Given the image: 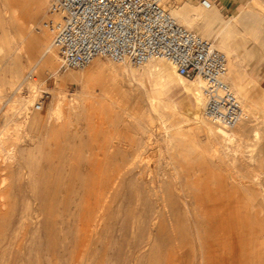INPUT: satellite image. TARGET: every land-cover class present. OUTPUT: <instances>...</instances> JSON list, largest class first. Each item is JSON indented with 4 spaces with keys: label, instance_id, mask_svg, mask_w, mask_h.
Returning <instances> with one entry per match:
<instances>
[{
    "label": "rangeland",
    "instance_id": "rangeland-1",
    "mask_svg": "<svg viewBox=\"0 0 264 264\" xmlns=\"http://www.w3.org/2000/svg\"><path fill=\"white\" fill-rule=\"evenodd\" d=\"M47 1V5L42 4L40 7L32 0H7L8 5L5 7L7 13L13 7L18 9L17 21L26 23L30 33L24 38L19 48L24 68V75L20 82L8 83L11 75L7 70L13 65V60L6 59L8 50H3L0 53V74L2 75L0 78L2 86L0 94V178L3 176L7 178L6 191L9 196V211L14 207L15 214L21 215L24 207L33 205L30 209L33 211L37 209L38 213L42 211V214L39 213L38 216L36 212V216L34 214L32 219L29 218L28 223L26 222L22 228L23 230H18L14 236L12 229L16 225L12 224L14 227L10 225V230L9 224L0 221V264H152L153 262V264H201L203 257L200 252V244L197 242L195 218L198 220L200 230L207 229L208 224L212 223L213 225L206 232L209 236L206 245L213 246L211 251L215 253V256L205 264H264V204L262 207L256 204L257 200H261L260 192L262 191L261 193L264 194V124L262 119L254 117L244 137L242 144L246 158L242 159L239 155L234 160V166L227 159L226 162L222 160L224 163L222 164L217 156L213 155V158L209 153L207 156L205 155L207 153L205 134L200 133L193 125L192 117L190 119L193 109L196 108V102L191 95L181 92L180 84L176 80L178 73L175 69L173 70L172 66L167 65V62L163 61L165 65L172 67L170 73L164 72V75L159 77L158 68L156 67L154 70L152 68L151 71L154 73L150 74L149 83L144 86L136 78L140 79L143 66L130 65L133 69L129 66L130 69L125 71L128 72L127 75L124 72L122 74L124 77H122L115 73L112 75L115 63L105 59L95 61L97 62L95 64H99L97 67L105 69L103 72L93 71L94 65L86 67L87 69H83L82 73H78L81 70L59 72V55L57 50L52 47V58H54L55 64H53V60H50L52 62L50 64L54 66L48 70L44 66V61L38 59L39 51L30 47L31 43H34L44 33L48 35L50 43L52 42L51 34L45 27L50 18L51 7L50 0ZM254 1L255 3H253ZM201 2L202 0H163L165 8L169 12L176 8L191 10L195 14L192 18L195 23L200 22L203 16L213 19L216 33L222 31L221 36L225 41V47L237 51L243 63L248 64L246 72L250 83L246 82V85L251 97L255 96L254 101L257 106L255 113L263 117L264 0H233L226 2L230 3L228 7H212L213 9H205ZM1 3L0 0V6ZM37 11H41L40 13L43 14H41V21L32 19ZM41 15L39 16L41 17ZM229 20L232 22L226 26L225 24ZM192 27V31L202 36L194 28V24ZM202 37L206 39L204 36ZM206 40L213 42L216 48L219 47L218 42L213 39ZM217 49L225 53L222 49ZM230 59L228 57L229 64ZM88 69H90L89 72ZM108 69H112V73H109ZM130 70H133V73ZM29 73H33V81L26 79ZM84 73L90 74L87 76L88 82L86 81L84 84L69 78L71 74ZM108 73L109 75H107ZM151 75L154 77L152 78ZM57 80L62 84L56 85ZM18 84L20 89L16 90ZM155 87L163 89L165 99L169 100L175 108V115L167 116L169 119L166 116L163 118L160 116V118V114H157L153 102L155 101L157 105L158 98L153 100L147 97V91ZM42 90L45 93L33 98L37 91ZM62 95L65 98H62L61 101L64 100L63 104H66V107L89 98L90 101L95 100L101 104L95 101L94 103L84 102V111L82 110L79 116L66 112L68 118L61 127H56L60 130L55 129L49 134L42 128L47 123L48 125L54 123V119L49 120L48 113L51 104ZM21 101L29 102H27L26 108H21ZM37 101L42 103L40 111L34 109V104ZM150 107H152V111ZM140 109L146 113H144V118L147 117L140 122L143 126H140L141 131L138 126H135L137 123L133 119L134 117L138 118ZM167 112V110L164 111V113ZM118 115L123 124L128 122L129 118H131L129 122L133 119L134 126L132 124L125 128L117 119ZM179 115L184 119L180 120ZM164 118L167 120H163ZM187 119L192 120L191 123ZM168 120L170 121L166 123ZM170 125L179 126L187 135L183 138H186L183 139L182 135L179 136L177 142L168 140L172 132L167 131ZM254 129L261 131L259 138H252L251 133ZM190 135L192 141L188 140ZM185 141H189L190 144L188 142L185 144ZM13 146L31 149L29 164H24L23 168L19 170L20 172L13 163H10V160H6V156ZM186 147L191 151L188 148L185 149ZM200 153L203 154L199 155ZM203 155L204 157H202ZM126 164H129L134 171L131 179V175L129 178L118 175L121 168L129 166ZM2 169L5 171L3 172ZM237 170L238 172H236ZM256 173H260L259 183L250 184ZM239 179L244 185H251L254 189H252V195L249 198H246L248 194L238 186ZM114 182L116 185L114 188L118 184L122 186L118 185L117 190H113L115 193H112L110 185ZM143 187L146 188V191ZM108 188L111 190L109 191ZM36 195L42 199H37ZM255 195H259V197L256 196L257 198L252 199ZM43 199L44 202L38 201ZM59 199L60 201H58ZM57 201V207L60 205V208L55 207ZM251 201H254L252 205H255L256 209L252 208L255 210L251 208L252 205H249ZM41 202V206L44 204V208L38 205ZM46 203L52 208V212H49L51 209ZM69 203L71 205L68 206ZM162 203L164 204L162 205ZM35 204L40 209L36 208ZM170 204L175 208L179 204L177 208H182L181 212L188 208L185 218L190 219L191 226L185 223V219L183 224L181 222L180 225H174V229H172L173 227L168 223L171 213ZM246 204L250 208L247 209ZM69 207L73 213L70 214L73 216L76 214L77 217L70 218L72 215L66 214V212H70ZM65 208H67L66 212ZM198 208L199 210L204 209L203 212L201 210L202 213L198 212ZM227 208L228 210H226ZM242 210L248 213L250 211V214L244 213ZM44 211H46L45 215ZM227 211H231L232 214ZM208 212H211V217L210 214L208 216L209 221L207 219ZM159 213L163 215L159 216ZM214 213L216 216L212 219ZM197 214L201 215L202 219L201 217L199 219ZM10 218L15 219V217ZM60 219L62 222L59 221ZM87 219H92L90 223L93 225L91 224L90 227L93 226V229L89 228V225L87 226L91 231L86 228L85 222L90 224L89 221H86ZM30 220L33 221L30 222ZM67 221L72 223L74 221L75 224L71 225L72 223H70L69 225ZM64 222L65 224H62ZM164 223L168 224L167 227ZM184 224L187 225L184 227L182 226ZM82 226L87 231L83 230ZM86 232L88 235L85 237ZM91 232H95L96 235ZM180 232L183 237L175 240V236ZM6 233L8 237L5 240L3 236ZM201 233L203 234L202 230ZM167 237H173L174 240L168 241ZM179 237L181 236L179 235ZM222 237L224 239H221ZM139 238L141 239L139 240ZM206 257L205 259L208 260Z\"/></svg>",
    "mask_w": 264,
    "mask_h": 264
},
{
    "label": "bare ground",
    "instance_id": "bare-ground-1",
    "mask_svg": "<svg viewBox=\"0 0 264 264\" xmlns=\"http://www.w3.org/2000/svg\"><path fill=\"white\" fill-rule=\"evenodd\" d=\"M2 1V3H1V6H0V53H1V51H3V50H8V55H7V57H6V59L8 60H13V65L10 67V69H8L7 71H8V73L10 72V75H11V77L9 78V80H8V83L10 82V84H15V83H18V82H20V80L22 79V76L24 75L23 74V71H24V68H23V66H22V63H21V56H20V50H19V48H20V45L22 44V42H23V40H24V38L30 33V29H28V27L26 26V23H24V22H18L17 21V19H18V9L17 8H11L10 9V11H8V13L6 12V9H5V7L8 5L7 4V0H1ZM35 4H38L40 7H42V4L44 5H47L46 3H48V1L47 0H32ZM252 1V0H251ZM253 3H255V1L253 2ZM255 5V4H254ZM261 5V4H260ZM20 8V7H19ZM257 8V7H256ZM39 9V8H38ZM210 9H213V8H210ZM20 10V9H19ZM41 12V11H40ZM40 12H38L37 11V14H35V15H33V20L34 21H41L42 20V13H40ZM43 12V11H42ZM172 12V13H171ZM170 13L172 14V16L174 17V19L177 21V23L179 24V25H181V26H183V27H185V28H189V30L191 29V31H192V26H193V24H194V28H196L197 30H198V32L202 35V36H204L206 39H213L215 42H218V44H219V47H217V48H220V49H222L225 53H226V55L229 57V58H231L230 59V64L228 63V65H227V77H226V80H227V82H228V84L230 85V87H231V89H232V91L234 92V94L236 95V97H237V99L239 100V102H240V104H241V107H242V118H241V120H240V122L237 124V126H235V127H233V128H230V129H227V128H223V127H221V126H218V125H215V124H213L210 120H208V118L206 117V115H205V109H206V101H205V97H204V95H203V93H202V88L204 87V85H205V83H204V81H203V79H201V78H197V79H195V80H188V79H186V78H184V77H182V76H180L179 74H176V80H177V82L180 84V86H179V88H180V90H181V92L182 93H184V94H189V95H191L193 98H194V100H195V102H196V108H194L193 109V112H192V116L190 115V119H191V117H192V120H193V125L195 126V128L198 130V131H200V133H203V134H205L204 136L206 137V146H207V153L205 154L206 156L208 155V153H209V155L211 154V156L210 157H212L213 155L214 156H217L221 161L220 162H222V164H224L223 163V161L222 160H228L229 162H231V165L232 166H234V160H236V158L240 155L241 157H242V159H245L246 158V156H244V151H243V141H244V137H245V135H246V133L248 132V130H249V127H250V123L252 122V119L254 118V117H257V119L259 118H261L262 119V122H263V124H264V116L263 117H261V116H258L255 112L257 111V106H256V102L254 101L255 100V96L254 97H251V94H250V92H249V89H248V87H247V85H246V82L247 83H250V80H249V76H248V74H247V72H246V68L248 67V64L246 65V64H244L243 63V60L241 59V57H240V55H239V53H237V51H235V50H233V49H230V48H226L225 47V41H224V39H222V36H221V33H222V31L221 32H219V33H216V28H214V21H213V19L211 18V17H209V16H203V19L200 21V22H198V23H195L194 21H193V16H195V14H193V12H191V10H187V9H183V10H178L177 8L176 9H172V11H171ZM42 14V15H41ZM45 14H47V12H45ZM39 15H41V17L39 16ZM46 16V15H45ZM44 16V17H45ZM22 18V17H21ZM41 18V19H40ZM232 20V19H231ZM231 20H229V21H227V23L225 24L226 26H227V24H229L230 22H232ZM23 21V20H22ZM220 27V26H219ZM225 29V28H224ZM224 29H222V30H224ZM33 36H35V35H33ZM50 39L48 38V35L46 34V33H44L43 35H41L39 38H37L36 39V41H34V43H31V45H30V47L32 48V49H34V50H38L39 51V54H40V57L38 58L40 61H44L43 63H44V66H45V68H47L48 70L52 67V66H54V65H52V64H50V63H52L51 61L53 60V64H55L54 63V58H52L53 56H52V47H53V45H52V42L50 43V41H49ZM211 43H213V42H211ZM214 44V43H213ZM215 45V44H214ZM24 46V45H23ZM216 47V46H215ZM24 50V49H23ZM23 52V51H22ZM6 53V54H7ZM13 53H14V55H13ZM227 57V58H228ZM24 58V57H23ZM31 59V58H30ZM51 60V61H50ZM98 60V59H97ZM46 61V62H45ZM50 61V62H49ZM96 61V60H95ZM95 61H93L90 65H94L93 67H94V70H93V68L92 67H90V69L92 68V70L93 71H95V72H103V71H105V69H103V68H100V67H97L99 64H95V63H97V62H95ZM39 62V61H38ZM25 65V64H24ZM89 65V66H90ZM167 65H169V66H172V65H170L169 63H167ZM167 65H165L164 64V62H163V60H153V61H151V62H149V63H147L146 65H144L143 67H144V69L142 70V72L140 73V79H138V77H136L137 78V80L138 81H141V82H139L140 84L142 83V85H146V83H149V76H150V74L153 72V71H151V69L153 68V70H154V68H158V70H157V74H158V76L159 77H162L163 75H164V72H167V73H170V71H171V68L170 67H168ZM5 66V65H4ZM8 66V65H7ZM57 66V65H56ZM130 65H128V64H125V63H122V64H114V66H113V74L112 75H121L122 76V74L125 72V71H127L128 69H130V67H129ZM6 67V66H5ZM88 67V66H87ZM105 67V66H104ZM87 69V68H86ZM90 69H88V72H89V70ZM131 69H133L132 67H131ZM44 70V69H43ZM108 70H110V69H108ZM112 70V69H111ZM111 70L109 71V73H112L111 72ZM173 70H174V68H173ZM1 71V70H0ZM131 71V73H133L132 71L133 70H130ZM31 72V71H30ZM83 71L81 70L80 72H78V73H82ZM88 72H86V73H88ZM137 72V71H136ZM135 72V73H136ZM175 72V71H174ZM56 73H59L58 71H56ZM86 73H84V74H80V75H75V74H71V76L69 77L72 81H76V82H80V83H82V84H84V83H86V81L88 82V80H87V76L88 75H90V74H86ZM92 73V72H91ZM107 73V72H106ZM109 73L107 74V75H109ZM115 73V74H114ZM126 73V72H125ZM128 73V72H127ZM127 73H126V75H127ZM134 73V75H136ZM154 73V72H153ZM176 73V72H175ZM30 74H33V73H29L28 74V76H27V78L26 79H29L30 80ZM100 74V73H99ZM104 74V73H103ZM156 74V73H155ZM166 74V73H165ZM1 75V74H0ZM54 75V74H53ZM92 75V74H91ZM125 75V74H124ZM132 75V74H131ZM50 76V75H49ZM93 76V75H92ZM95 76V75H94ZM2 77V75L0 76V78ZM115 77V76H114ZM122 77H124V76H122ZM132 77H134V76H132ZM151 77H152V75H151ZM153 77H154V75H153ZM152 77V78H153ZM156 77V76H155ZM93 79V78H92ZM7 80V79H6ZM32 80V79H31ZM34 80V79H33ZM32 80V81H33ZM90 81H91V79H89ZM90 83V82H89ZM56 85H60V84H62V82L61 81H59V80H57L56 81V83H55ZM2 86L0 85V94L2 93V88H1ZM146 88H148V87H146ZM17 89H20L19 88V84H18V86L16 87V90ZM112 90V89H111ZM42 93H45L43 90L42 91H37L36 93H35V95H34V97L33 98H37V97H39V96H41V94ZM125 93H126V91H125ZM139 93V92H138ZM147 93H148V98L149 99H155V98H158V104L156 105V103H155V101L153 102L155 105H153L154 107H155V110L157 111V114L159 115V117L160 116H162V118L164 117V116H173V115H175V108L173 107V104L169 101V100H167V99H165V97H164V91H163V89L162 88H159V87H155V88H151V89H149L148 91H147ZM253 93V92H252ZM87 94V93H86ZM256 95V94H255ZM33 96V95H32ZM92 96V95H91ZM124 96H126V95H124ZM128 96V95H127ZM90 97V96H89ZM56 98V97H55ZM62 98H65L64 97V95H62L61 97H57V99H56V101L54 102V103H52L51 105L52 106H50V112L48 113V118H49V120L51 119V120H53L54 119V123L53 124H50V125H48V123L46 124V125H44L43 126V128H42V130L44 129L45 131H47L49 134L50 133H52V131H55V129H56V127H61L62 126V124H64V121L66 120V118H68L67 117V114H73V113H75V115L77 116H79L80 114H81V112H82V110H83V106H84V102L86 103V101L87 102H90V103H94V101L95 100H93V101H90L89 99H85V100H81L80 102H78V103H74V104H72V105H68L67 107L63 104V101L64 100H62L61 101V99ZM92 98V97H91ZM32 99V98H31ZM99 100V99H98ZM27 102L28 101H21L20 102V106H21V108L22 109H24V108H26V106H27ZM96 103H98V104H101V103H99L98 101H95ZM100 102H101V100H100ZM29 103V102H28ZM71 103H73V102H71ZM264 106V105H263ZM151 108V111H152V107H150ZM133 109H135V108H133ZM167 110L168 112L167 113H164V111L165 110ZM264 109V108H263ZM150 110V109H149ZM262 110V109H261ZM84 111V110H83ZM154 111V110H153ZM66 112H67V114H66ZM124 112V111H123ZM262 112V111H261ZM132 113V112H131ZM130 113V114H131ZM144 113H145V111L144 110H142V109H140L139 110V112H138V118L137 117H134L133 119H134V121L137 123H135L136 125L135 126H138V129L140 130L141 128H140V126L141 127H143L142 125H141V120H143V119H147V117L146 118H144ZM152 113V112H151ZM129 114V113H128ZM133 114V113H132ZM146 114V113H145ZM123 115V114H122ZM127 116V115H126ZM132 116V115H131ZM137 116V115H136ZM180 116V115H179ZM118 118V120H119V122L121 123V124H123V121H121L120 120V116L118 115L117 116ZM128 117V116H127ZM47 118V119H48ZM161 118V117H160ZM168 118V117H167ZM180 120H182V116H180ZM124 119V118H123ZM122 119V120H123ZM130 119L131 118H129V120H128V122H126L125 124H123L124 126H125V128H127V127H129L130 125H132L133 124V126H134V123H133V119H132V121L131 122H129L130 121ZM169 119V118H168ZM172 119H173V117H172ZM171 119V120H172ZM184 119V118H183ZM190 119H187V120H190ZM48 120V121H49ZM126 120V119H125ZM149 120V119H148ZM161 120V119H160ZM163 120H167V119H163ZM179 119H178V121H180ZM192 120H190V123H191V121ZM170 120H168V121H166V123L167 122H169ZM173 121V120H172ZM171 121V122H172ZM186 121V120H185ZM118 122V121H117ZM146 122V121H145ZM182 122V121H181ZM189 122V121H188ZM43 123V122H42ZM52 123V122H51ZM119 123V124H120ZM161 123H162V121H161ZM165 123V124H166ZM33 124H35V125H37L36 123H33ZM40 124V123H39ZM118 124V125H119ZM163 124H164V121H163ZM172 124V123H171ZM181 124V123H180ZM117 125V124H116ZM38 126V125H37ZM164 126V125H163ZM168 126V125H167ZM166 126V127H167ZM172 125H170V127H171ZM165 127V128H166ZM169 127V129H171L172 128V130H167V131H172L171 133H170V139H168V140H170L171 142H177V141H179V136H182V138L184 137V136H187L186 134H185V132H183L181 129H180V127L179 126H177V125H173L171 128ZM137 128V127H136ZM59 129V128H58ZM58 129H56V130H58ZM63 129V128H62ZM129 129V128H128ZM127 129V130H128ZM138 129H137V132H138ZM167 129V128H166ZM194 129V128H193ZM43 130V131H44ZM60 130V129H59ZM131 130H133L134 131V129H131ZM120 131V130H119ZM141 131V130H140ZM139 131V132H140ZM143 131V130H142ZM166 131V130H165ZM166 133V132H165ZM197 134V133H196ZM260 134H261V131L259 130V129H254L253 131H252V133H251V136H252V138L253 139H256V138H259L260 137ZM45 135H46V133H45ZM48 135V134H47ZM165 135V134H164ZM195 135V134H194ZM202 135V134H201ZM166 136V135H165ZM168 137V136H167ZM192 136L190 135V137L188 136V140H191L192 141V138H191ZM186 138V137H185ZM185 138H183V139H185ZM167 140V139H166ZM194 140V139H193ZM139 141V140H138ZM140 142V141H139ZM165 142H167V141H165ZM186 142H188L189 143V141H185V144H186ZM178 143H180V142H178ZM177 143V144H178ZM195 143V142H194ZM194 143H192V144H194ZM142 144V143H141ZM144 144V143H143ZM184 144V145H185ZM190 144V143H189ZM181 145V144H180ZM188 145V144H187ZM144 146V145H143ZM193 146V145H192ZM138 147H140V146H138ZM183 147V146H182ZM184 148V147H183ZM188 147H186L185 149H187ZM197 148V147H196ZM189 149V148H188ZM118 150V149H117ZM138 150V149H137ZM177 150V149H176ZM190 150V149H189ZM197 150V149H196ZM203 150V149H202ZM173 151V150H172ZM191 151V150H190ZM179 152V151H178ZM30 153H31V149H29V148H26V147H19V146H13V148H11L10 149V151H9V153H8V155L6 156V160L8 161V160H10V163H13V165H15L17 168H18V171L20 170V169H22L23 168V166H24V164H29L28 163V160H29V157H30ZM117 153V152H116ZM175 153V152H174ZM194 153H195V150H194ZM179 154V153H178ZM188 154V153H187ZM203 153H200L199 155H202ZM182 155H183V153H182ZM206 156H205V158H206ZM214 156H213V158H214ZM141 157V156H140ZM162 157V156H161ZM185 157H186V155H185ZM188 157V156H187ZM198 157H200V156H198ZM202 157H204V155L202 156ZM209 157V158H210ZM213 158H210V159H212V160H214ZM217 158V159H218ZM176 159V158H175ZM210 159H208L209 161H212V160H210ZM216 159V158H215ZM219 159H218V163H219ZM177 161V160H176ZM179 161V160H178ZM177 161V162H178ZM193 161V160H192ZM196 162V161H195ZM213 162V161H212ZM226 162V161H225ZM7 163V162H6ZM5 163V164H6ZM180 163V162H179ZM230 164V163H229ZM9 165V164H8ZM126 165H129V164H126ZM139 165V164H138ZM5 166H7V165H5ZM132 166V165H131ZM216 166V165H215ZM225 166V165H224ZM8 167V166H7ZM7 167H5L6 169H7ZM10 167V166H9ZM118 167V166H117ZM127 167V166H126ZM214 167V166H213ZM15 168V167H14ZM139 168V167H138ZM13 169V168H12ZM216 170V169H215ZM2 171L4 172L5 171V169H2ZM118 171V170H117ZM200 171H202V170H200ZM20 172V171H19ZM18 172V173H19ZM134 171H132V168H130V165L127 167V168H125V167H123V168H121V170H120V173H118V175H119V177L121 176V177H127L128 176V178L130 177V175H131V177H130V179L132 178V175L134 174L133 173ZM140 172V171H139ZM149 172V171H148ZM195 172V171H194ZM194 172H193V174H194ZM225 172V171H224ZM236 172H238V170L236 171ZM189 174V173H188ZM187 174V175H188ZM196 174H198V173H196ZM148 175V174H147ZM177 176V175H176ZM118 177V176H117ZM134 177H136L135 175H134ZM181 177V176H180ZM179 177V178H180ZM121 179H123V178H121ZM120 179V180H121ZM168 179V178H167ZM173 179V178H172ZM166 180V179H165ZM171 180V179H170ZM123 181V180H122ZM128 181V180H127ZM149 181V180H148ZM167 181V180H166ZM174 181V180H173ZM178 181V180H177ZM259 181H260V173H256V174H254L253 175V177H252V180H251V183L250 184H256V183H259ZM117 182H121V181H117ZM116 182V183H117ZM179 182H180V180H179ZM183 182V181H182ZM6 183H7V178L5 177V176H3V177H1L0 178V221L2 220V222L3 223H5V224H9V229L11 230V226L10 225H12V224H15L16 226L14 227L13 225V229H14V231H13V229H12V235L14 236L15 234L14 233H16V232H18V230H21L24 226H25V224H26V222L28 223V221L27 220H29V218L30 219H32L31 217L35 214V216H36V212H37V214H38V216L40 215V214H42V211L41 210H39V211H41V212H39L38 213V210L36 209L35 211H33V210H31L30 209V207L32 208V206H29V205H27L26 207H24V210H22L23 212L21 213V215L19 214V215H17V214H15V211H14V207H12V209H11V211H9V203H8V200H9V196H8V194H7V191H6ZM127 183H129V182H127ZM176 183V182H175ZM237 183L239 184L238 186H240V188H242L248 195V197H246V198H249L251 195H252V191L254 190L252 187H251V185H244L243 184V182L241 181V179H239V181H237ZM146 184H147V180H146ZM114 185H115V182L114 183H111V185H110V188L112 189V191L115 189V190H117V188L119 187L118 185H120V184H118L117 185V187L116 188H114ZM133 185V184H132ZM148 185V184H147ZM188 185V184H187ZM191 185V184H190ZM116 186V185H115ZM120 186H122V185H120ZM124 186V185H123ZM134 186V185H133ZM146 187V186H145ZM194 187V186H193ZM110 188H108L109 189V191L111 190ZM144 188V187H143ZM184 188V187H183ZM189 188H190V186H189ZM195 188V187H194ZM131 189V188H130ZM145 189V191H146V188H144ZM150 189V188H149ZM182 189V188H181ZM185 189V188H184ZM193 189V188H192ZM253 189V190H252ZM264 189V188H263ZM114 190V191H115ZM141 190V189H140ZM139 190V191H140ZM183 190V189H182ZM182 190H181V192H182ZM191 190V189H190ZM194 190V189H193ZM195 190H197V189H195ZM35 191H37V190H35ZM101 191V190H100ZM108 191V190H107ZM112 192V193H115V192ZM122 191V190H121ZM132 191V190H131ZM264 191V190H263ZM148 192H150V191H148ZM180 192V193H181ZM184 192V191H183ZM188 192V191H187ZM255 192V191H254ZM262 192V191H261ZM260 192V194L259 195H261L260 197V201H256V202H258V203H256L257 204V206L259 205V207H262V204H264V194L263 193H261ZM102 193H104V191L102 190ZM140 193V192H139ZM141 194V193H140ZM257 194V193H256ZM101 195V194H100ZM105 195H106V193H105ZM259 195H255L252 199H254V198H257V197H259ZM40 196V195H39ZM101 196H103V195H101ZM257 196V197H256ZM36 197H37V199L39 198V199H42V197L40 198V197H38V195H36ZM46 197H47V195H46ZM45 197V198H46ZM147 197V196H146ZM52 199H53V197H51ZM56 198V197H55ZM27 199V198H26ZM35 199V198H34ZM46 199H48V198H46ZM164 199V198H163ZM214 199V198H213ZM251 199V200H252ZM32 200V199H31ZM51 200V199H50ZM57 200V199H56ZM86 200H87V198H86ZM90 200V199H89ZM185 200V199H184ZM234 200V199H233ZM248 200H250V199H248ZM34 201V200H33ZM32 201V202H33ZM38 201H43L44 202V199L43 200H38ZM37 201V202H38ZM47 201H49V200H47ZM54 201V200H53ZM58 201H60V199L58 200ZM58 201H57V203H56V208H60V205H58V207H57V204H58ZM84 201H85V199H84ZM164 201H166V200H164ZM174 201V200H173ZM212 201V200H211ZM242 201V200H241ZM36 202V201H35ZM62 202V201H61ZM155 202V201H154ZM240 202V201H239ZM244 202V201H243ZM252 202H254V201H251V202H249V203H251V204H249L250 206L252 205ZM260 202V203H259ZM48 203V202H47ZM46 203V204H47ZM60 203V202H59ZM72 203V202H71ZM238 203V202H237ZM28 204V203H27ZM73 204V203H72ZM78 204V203H77ZM164 203H162V205H163ZM174 205H175V203H173ZM185 204H186V201H185ZM194 204V203H193ZM204 204V203H203ZM232 204V203H231ZM239 204V203H238ZM237 204V205H238ZM243 204V203H242ZM36 205V204H35ZM34 205V206H35ZM38 205L40 206V207H45L44 206V204H43V206H41L42 205V202H41V204H39L38 203ZM48 205V204H47ZM46 205V206H47ZM69 205H71L70 203L68 204V206ZM74 205V204H73ZM81 205V204H80ZM88 205H89V203H88ZM166 205V204H165ZM174 205H172L171 206V204H170V208H171V213H170V216L168 217L169 218V221L170 222H168V223H170V226L171 227H173L172 229H174V225H180L179 223H181L182 222V224L184 223V221H185V217L187 216L186 215V210L188 209H184V211H182V212H184V214H181L182 212H181V210H182V208L180 209L179 207L177 208V205H179V204H177L176 205V208L174 207ZM234 205H236V204H234ZM233 205V206H234ZM248 204H246V206H247ZM37 206V205H36ZM146 206H147V204H146ZM153 206V205H152ZM187 206V205H186ZM197 206H199V205H197ZM243 206V205H242ZM48 207L51 209V211H49V209H48V211L49 212H52L53 210H52V208L48 205ZM64 207H67V206H64ZM74 207V206H73ZM78 207H79V205H78ZM82 207V206H81ZM149 207V206H148ZM154 207V206H153ZM156 207V206H155ZM167 207H169V206H167ZM166 207V208H167ZM181 207V206H180ZM183 207V206H182ZM230 207V206H229ZM245 207V206H244ZM255 208V205H252L251 206V208ZM34 208V207H33ZM36 208H38V206L36 207ZM70 208V209H69ZM68 208V210L70 211V212H66V209L67 208H65V212H66V214L68 213V215L70 216V215H72L73 213L71 212L72 210H71V207H69ZM84 208V207H83ZM91 208V207H90ZM231 208H232V206H231ZM248 208H250V207H248L247 206V209ZM252 208V209H253ZM38 209H40V208H38ZM55 209V208H54ZM81 209V208H80ZM87 209V208H86ZM168 209V208H167ZM194 209V208H193ZM237 209H238V207H237ZM240 209V208H239ZM244 209V208H243ZM256 209V208H255ZM255 209H253V210H255ZM82 210V209H81ZM155 210V209H154ZM163 210V209H162ZM201 210V209H200ZM200 210H199V208L197 209V211L198 212H200ZM202 210H204V209H202ZM201 210V211H202ZM226 210H228V208L226 209ZM260 210V209H259ZM262 210V209H261ZM260 210V211H261ZM150 211V210H149ZM163 211H165V209L163 210ZM196 211V212H197ZM243 211V210H242ZM46 211H44V215L46 214L45 213ZM49 212H48V214H49ZM64 212V213H65ZM76 212V211H75ZM84 212H86V211H84ZM203 212V211H202ZM202 212H200V213H202ZM205 212H206V210H205ZM227 212H229L230 214H232L231 213V211H227ZM235 211L233 210V213H234ZM244 212V211H243ZM242 212V213H243ZM247 211H245L244 213H246ZM70 213H72V214H70ZM187 213L189 214V211H187ZM195 213V212H194ZM211 212H208V215H207V217L209 216V214H210ZM237 214H238V211L236 212ZM240 213V212H239ZM248 213V212H247ZM253 213H254V211H253ZM256 213V212H255ZM199 214V213H198ZM198 214H197V216H198ZM248 214H250V211H249V213ZM67 215V217H69ZM163 215V214H162ZM162 215H160V213H159V216H162ZM169 215V214H168ZM183 215V216H182ZM203 215V214H202ZM213 215V214H212ZM225 215V214H224ZM243 215V214H242ZM254 215V214H253ZM9 216V217H8ZM74 216H76V214H74ZM74 216L72 215V216H70V218L72 217V218H74ZM181 216H182V219H181ZM203 216H205V214L203 215ZM214 216H216L215 215V213H214V215L212 216L213 218L212 219H214L215 217ZM249 216V215H248ZM10 217H15V219L14 220H12V218H10ZM77 217V216H76ZM199 217H201V219H202V216L200 215V216H198V218ZM210 217H211V214H210ZM232 217V216H231ZM244 217H246V216H244ZM239 218V217H238ZM243 218V217H242ZM249 218H250V216H249ZM89 219V218H88ZM86 220V221H89V223L90 222H92V221H90V220H92V219H90V220ZM164 219V218H163ZM200 219V218H199ZM208 219V221H209V217L207 218ZM216 219H218V218H216ZM233 219H234V217H233ZM244 219H246V218H244ZM253 219V218H252ZM16 220V221H15ZM63 220H64V218H63ZM68 220V219H67ZM70 220V219H69ZM74 220V219H73ZM181 220H183V221H181ZM203 220H204V217H203ZM31 221H33V220H30V222ZM59 221H61L62 222V220L60 219ZM78 221V220H77ZM95 221V220H94ZM214 221V220H213ZM255 221H256V219H255ZM261 221H263L262 219H261ZM48 222V221H47ZM65 222H66V220H65ZM65 222L64 223H62V224H65ZM67 222H69V221H67ZM84 222V221H83ZM97 222V221H96ZM205 222V221H204ZM216 222V221H215ZM243 222V220L241 221V223ZM244 222H246V221H244ZM70 223H72L71 221L69 222V225H70ZM86 224V228H87V226L89 227V228H91V229H93V226H91L90 227V225L92 224V223H90V224H87L88 222H85ZM100 223V222H99ZM144 223V222H143ZM147 223V222H146ZM185 223H187L188 225H190L191 223H190V219H186V221H185ZM190 223V224H189ZM216 223H218V221L216 222ZM240 223V224H241ZM73 224H75L74 223V221H73V223L71 224V225H73ZM148 224V223H147ZM161 225H162V223H160ZM187 224H184V225H182V226H186ZM194 224H195V227L197 228H194V229H196V231H197V238H198V241L197 242H199V244H200V249H201V255H202V263L201 264H205L207 261H209V260H211L214 256H215V253L213 252V251H211L212 250V248H213V246H207L206 245V241H207V238L209 237L208 236V234H206V232H207V230H209V229H211L212 227H213V225H212V223L209 225L208 224V227H207V229L206 228H204V229H201L202 231H203V234L201 233V230L199 229V227H198V220L195 218V220H194ZM214 224V223H213ZM220 224V223H219ZM246 224V223H245ZM67 225V224H66ZM68 225V226H69ZM93 225V224H92ZM144 225V224H143ZM146 225V224H145ZM164 225L166 226V225H168V224H165L164 223ZM218 225V224H217ZM244 225V224H243ZM95 226H97V225H95ZM149 226V225H148ZM191 226V225H190ZM8 227H7V229H8ZM70 227V226H69ZM84 226H82V229L83 230H85V231H87V229L88 230H90L89 228H87V229H85V228H83ZM167 227V226H166ZM180 227V226H179ZM193 227V226H192ZM211 227V228H210ZM176 228V227H175ZM187 228V227H186ZM80 230H81V228H79ZM78 229V230H79ZM95 229H96V227H95ZM142 229V228H141ZM180 229V228H179ZM23 230V229H22ZM170 230V229H169ZM183 231H184V229H182ZM82 231V230H81ZM80 231V232H81ZM91 231V230H90ZM93 231V230H92ZM95 231H97V230H95ZM9 232H11V231H9ZM82 232H84V231H82ZM81 232V233H82ZM192 232V231H191ZM78 233V232H77ZM90 232L88 231V234H89ZM93 232H91V234H92ZM85 234V233H84ZM87 234V232H86V234H85V237H86V235H88ZM93 234H95L96 235V233L94 232ZM193 234V233H192ZM195 234H196V232H195ZM167 235V234H166ZM170 235V234H169ZM168 235V236H169ZM172 235V234H171ZM179 235L181 236V237H179ZM89 236H90V234H89ZM188 236V235H187ZM242 236V235H241ZM240 236V238L242 239L243 238V236L241 237ZM3 237H5V240L7 239V237H8V234L6 233V235L5 236H3ZM66 237V236H65ZM91 237H92V235H91ZM171 237V236H170ZM170 237H167V239H168V241H173L174 239H173V237L172 238H170ZM183 237V234L180 232V234L178 233V235L177 236H175V240H178V238H182ZM191 237V236H190ZM192 238V237H191ZM51 239V238H50ZM141 238H139V240H140ZM221 239H224L223 237L221 238ZM3 240H4V238H3ZM60 240V239H59ZM64 240V239H63ZM99 240V239H98ZM143 240V239H142ZM58 241V240H57ZM62 241V240H61ZM193 241V240H192ZM58 242H60V241H58ZM70 242V241H69ZM100 242V241H99ZM145 242V241H144ZM143 242V243H144ZM59 244V243H58ZM63 244V243H62ZM65 244V243H64ZM67 245V244H66ZM70 245V244H69ZM61 246H63V245H61ZM68 246V245H67ZM68 248V247H67ZM156 251H157V249H156ZM153 252H154V250H153ZM153 252H152V254H153ZM155 253V252H154ZM159 253V252H158ZM60 255H61V253H60ZM66 255V254H65ZM146 255V254H145ZM158 255V254H157ZM64 256V255H63ZM144 256V255H143ZM149 256V255H148ZM147 256V257H148ZM207 256V257H206ZM65 257V256H64ZM142 257V256H141ZM205 257L206 258H208V260L207 259H205ZM144 258V257H143ZM154 258V257H153ZM146 259V258H145ZM158 259V258H157ZM153 260V259H152ZM148 262V261H147ZM157 262V261H156ZM145 263V262H144ZM154 263V262H153ZM152 263V264H153ZM140 264H142V263H140ZM157 264V263H156Z\"/></svg>",
    "mask_w": 264,
    "mask_h": 264
},
{
    "label": "built area",
    "instance_id": "built-area-1",
    "mask_svg": "<svg viewBox=\"0 0 264 264\" xmlns=\"http://www.w3.org/2000/svg\"><path fill=\"white\" fill-rule=\"evenodd\" d=\"M50 2L45 27L59 55V72L83 70L97 59L137 67L163 60L188 80L203 79L208 120L227 129L240 122L242 107L226 80L227 55L179 25L163 0ZM202 6L212 4L203 0ZM34 109L42 110L41 101Z\"/></svg>",
    "mask_w": 264,
    "mask_h": 264
},
{
    "label": "crops",
    "instance_id": "crops-1",
    "mask_svg": "<svg viewBox=\"0 0 264 264\" xmlns=\"http://www.w3.org/2000/svg\"><path fill=\"white\" fill-rule=\"evenodd\" d=\"M206 1L210 2L212 4V6H211V8H212V7H220V6H223V7L227 6L228 7L230 3H226V2H230V1H233V0H206ZM201 5H202V2H201ZM262 82H263V85H264V79H263Z\"/></svg>",
    "mask_w": 264,
    "mask_h": 264
}]
</instances>
